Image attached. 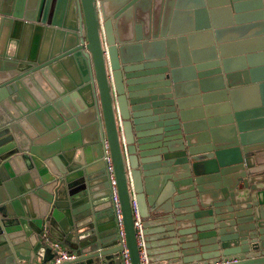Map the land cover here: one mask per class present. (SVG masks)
Masks as SVG:
<instances>
[{"label":"water","instance_id":"obj_1","mask_svg":"<svg viewBox=\"0 0 264 264\" xmlns=\"http://www.w3.org/2000/svg\"><path fill=\"white\" fill-rule=\"evenodd\" d=\"M187 2L0 0V264H122L105 143L131 264L132 198L150 264H264V0Z\"/></svg>","mask_w":264,"mask_h":264},{"label":"built area","instance_id":"obj_2","mask_svg":"<svg viewBox=\"0 0 264 264\" xmlns=\"http://www.w3.org/2000/svg\"><path fill=\"white\" fill-rule=\"evenodd\" d=\"M104 161H105V171L108 174V181H109V187H110V200H111V207H112V213L114 215V221H115V228L118 236V241L122 245V251H121V260L122 264H131L130 255L128 250L125 247V230H124V218L123 213L119 201L117 186H116V180L114 176V169L111 157L109 155L108 146L105 143L104 145ZM130 209L133 219V227L135 230V236L137 240V247H138V255H139V264H150L149 263V257L147 255V251L145 248V241L143 236V229H142V222L139 216V211L137 207L136 200L132 198L130 200ZM49 248L51 249L53 255V258L50 260L49 264H62L63 262L70 261L74 258V256L60 243L57 241L49 240L47 242ZM230 260H225L220 263L215 264H230Z\"/></svg>","mask_w":264,"mask_h":264},{"label":"crops","instance_id":"obj_3","mask_svg":"<svg viewBox=\"0 0 264 264\" xmlns=\"http://www.w3.org/2000/svg\"><path fill=\"white\" fill-rule=\"evenodd\" d=\"M188 5L189 0H188ZM173 26L179 33L188 32L185 34H179L178 40L179 41H172L173 42V48L175 50V53L177 55L178 59L183 58L184 56L187 57L190 61H193L197 59L198 52H205L208 48V31L203 29V26L198 21L197 15L194 12V9L189 6L187 9H177L175 15L173 16ZM245 25V23H241L239 27ZM198 29V30H196ZM206 31V32H205ZM135 44L141 43V42H134ZM244 92L240 94L241 98H248L245 99L244 105L245 109L250 110L246 107H251L255 100L257 89L251 85L250 87H245ZM243 108V107H242ZM253 112H256L253 111ZM251 113V114H249ZM244 118L245 121L248 123V125L253 126L255 125L257 121L256 114H252V112H245ZM53 241V240H52ZM160 243V241H157V243ZM146 245V244H145ZM159 249V248H157ZM223 259H218L217 261H221ZM49 262L44 264H49ZM34 264H41L39 260L34 262ZM164 264V263H161ZM171 264V263H170Z\"/></svg>","mask_w":264,"mask_h":264}]
</instances>
